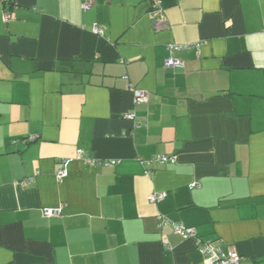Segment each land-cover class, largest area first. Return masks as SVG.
Instances as JSON below:
<instances>
[{"label": "crops", "instance_id": "1", "mask_svg": "<svg viewBox=\"0 0 264 264\" xmlns=\"http://www.w3.org/2000/svg\"><path fill=\"white\" fill-rule=\"evenodd\" d=\"M89 1L0 0V264H264V0Z\"/></svg>", "mask_w": 264, "mask_h": 264}, {"label": "built area", "instance_id": "2", "mask_svg": "<svg viewBox=\"0 0 264 264\" xmlns=\"http://www.w3.org/2000/svg\"><path fill=\"white\" fill-rule=\"evenodd\" d=\"M10 1L11 0H3L4 3L10 2ZM90 8H91V2L89 0H85V2H83V4L81 5V9L83 11H87ZM3 15H4L5 20H8L10 17V14L8 11H5ZM151 18L153 19L155 18L161 24L165 23L160 0H151ZM93 31L96 34H99L101 32L100 30L96 28ZM173 48H176V46H172V45L167 46V49L169 51L172 50ZM165 65L168 67H174L178 65V62L171 58H168L165 61ZM133 94H134L136 103H142L148 100V94L145 91L133 90ZM126 118L133 120L134 116L132 113H129L126 116ZM36 138L37 137L35 136L25 138L23 139L22 143L27 144L29 142H32ZM76 157L77 159L81 161H85L86 163H92V164L97 163L96 161L94 162L93 160L88 159L87 155L85 154L83 150H77ZM156 161H158L160 164H165V163L173 162L174 159L168 158L166 156H159L156 158ZM110 163L113 164L114 162H110ZM66 176H67V171L65 169H61L60 171L56 173V178L58 180H61L62 178H65ZM189 187L190 189H193V188H198L199 186L192 184ZM165 197H166V194L164 193L158 194V195L152 196L151 201L153 202L160 201V200H163ZM41 213L46 218L58 217L61 214V209L60 208L58 209L44 208L42 209ZM159 222H160V225H163V224L170 225L172 228L173 234L182 238L183 240L193 238L196 241L198 250L203 257V261L199 264H238L240 261V256L237 253L232 252V251L224 253L220 249L214 247L210 242L202 241L196 238L195 232L192 228L185 227L182 224H171L169 221L165 219H160Z\"/></svg>", "mask_w": 264, "mask_h": 264}, {"label": "water", "instance_id": "3", "mask_svg": "<svg viewBox=\"0 0 264 264\" xmlns=\"http://www.w3.org/2000/svg\"><path fill=\"white\" fill-rule=\"evenodd\" d=\"M150 23L153 24V25H155V24H156V19H155V18L152 19V20L150 21Z\"/></svg>", "mask_w": 264, "mask_h": 264}, {"label": "trees", "instance_id": "4", "mask_svg": "<svg viewBox=\"0 0 264 264\" xmlns=\"http://www.w3.org/2000/svg\"><path fill=\"white\" fill-rule=\"evenodd\" d=\"M11 3H12V0H11L10 2H6L5 4H7V5H11Z\"/></svg>", "mask_w": 264, "mask_h": 264}]
</instances>
